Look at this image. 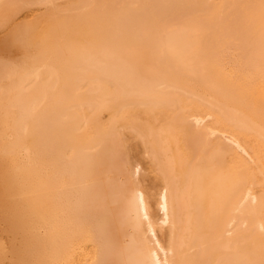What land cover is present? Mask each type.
<instances>
[{"label":"bare ground","instance_id":"obj_1","mask_svg":"<svg viewBox=\"0 0 264 264\" xmlns=\"http://www.w3.org/2000/svg\"><path fill=\"white\" fill-rule=\"evenodd\" d=\"M7 9L0 264H264V0Z\"/></svg>","mask_w":264,"mask_h":264},{"label":"rangeland","instance_id":"obj_2","mask_svg":"<svg viewBox=\"0 0 264 264\" xmlns=\"http://www.w3.org/2000/svg\"><path fill=\"white\" fill-rule=\"evenodd\" d=\"M64 1L65 0H58V7L59 8H63V3H64ZM37 11H40V12H47L48 11V9H47V7L46 6H40L39 7V9L37 10ZM21 11H19V13H18V10H15V9H7L6 11H3V13L1 14L0 13V21H1V19H3V18H7V19H11L12 21L13 20H15V18H20V17H22L21 15H22V13H20ZM23 13H25V12H23ZM176 16H179V15H176ZM181 19V18H180ZM179 20V19H178ZM4 35H3V33L1 32V30H0V40H2V42H5L6 40H5V38L3 37ZM0 46H1V44H0ZM12 47V46H11ZM11 47H9V48H11ZM15 49H10V51H7L8 49H7V47H5V48H2V47H0V58H9V57H13V58H20V57H22L23 55L21 54L22 53V51H21V49H18V48H16V47H14ZM4 49V50H3ZM7 51V52H6ZM9 52V53H8ZM4 54V55H3ZM9 54V55H8ZM9 56V57H8ZM3 58V59H4ZM5 58V59H6Z\"/></svg>","mask_w":264,"mask_h":264}]
</instances>
